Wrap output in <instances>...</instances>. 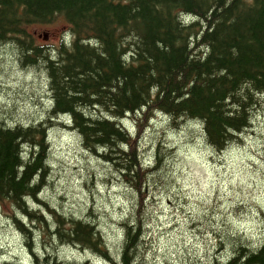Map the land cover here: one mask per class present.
<instances>
[{
    "label": "trees",
    "instance_id": "trees-1",
    "mask_svg": "<svg viewBox=\"0 0 264 264\" xmlns=\"http://www.w3.org/2000/svg\"><path fill=\"white\" fill-rule=\"evenodd\" d=\"M58 18L70 41L36 44L27 28ZM6 42L21 66L43 69L50 94L42 120L0 122V201L28 219L13 217L30 264H55L49 236L113 264H137L149 179L161 159L158 143L152 162L142 159L140 140L150 122L165 119L178 129L192 121L206 145L221 152L264 105V0H0V44ZM58 114L70 117L83 149L134 194L118 260L89 215L66 219L50 209L49 225L30 209L49 171L47 133ZM235 237L223 242L216 264H264V236L257 244Z\"/></svg>",
    "mask_w": 264,
    "mask_h": 264
},
{
    "label": "rangeland",
    "instance_id": "rangeland-1",
    "mask_svg": "<svg viewBox=\"0 0 264 264\" xmlns=\"http://www.w3.org/2000/svg\"><path fill=\"white\" fill-rule=\"evenodd\" d=\"M27 29L36 44L54 46L67 24L58 18ZM15 52L11 42L0 44V122L36 123L48 107L46 74L41 67L21 66ZM49 127V171L38 200H28L30 209L48 223L53 222L50 209L66 219L89 215L111 257L118 260L121 223L130 213L133 192L111 166L86 152L70 131L55 122ZM157 143L160 166L149 179L137 264H216L225 255L224 243L237 240L235 236L247 244L262 239L264 105L239 139L221 152L206 145L201 126L192 121L171 129L165 119L154 118L140 140L143 160L152 162ZM13 215L28 221L9 201H0V264H30L31 252ZM45 241L51 245L55 264H113L50 236Z\"/></svg>",
    "mask_w": 264,
    "mask_h": 264
},
{
    "label": "bare ground",
    "instance_id": "bare-ground-1",
    "mask_svg": "<svg viewBox=\"0 0 264 264\" xmlns=\"http://www.w3.org/2000/svg\"><path fill=\"white\" fill-rule=\"evenodd\" d=\"M186 18H188V17H186ZM191 19V18H190ZM186 20V19H185ZM187 20H189V19H187Z\"/></svg>",
    "mask_w": 264,
    "mask_h": 264
}]
</instances>
